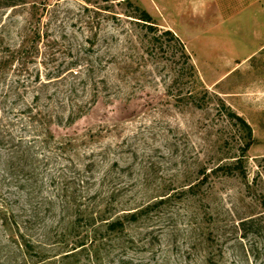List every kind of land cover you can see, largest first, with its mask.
Listing matches in <instances>:
<instances>
[{"label":"rangeland","instance_id":"obj_1","mask_svg":"<svg viewBox=\"0 0 264 264\" xmlns=\"http://www.w3.org/2000/svg\"><path fill=\"white\" fill-rule=\"evenodd\" d=\"M8 59L0 203L36 251L76 223L99 264H264V0H0Z\"/></svg>","mask_w":264,"mask_h":264},{"label":"trees","instance_id":"obj_2","mask_svg":"<svg viewBox=\"0 0 264 264\" xmlns=\"http://www.w3.org/2000/svg\"><path fill=\"white\" fill-rule=\"evenodd\" d=\"M136 19L142 22L146 29L151 32L154 31L153 19L147 12L138 10V16ZM167 35H169L171 39H174L171 33L168 32ZM184 59L185 63H187L189 59L188 55L184 56ZM6 63H10L9 59L3 62L1 61L0 66ZM189 68L194 73L193 66H189ZM31 112L32 111H30V109L29 112H27L30 115V122L35 123L36 125V123H38L39 120L42 119L40 118L38 120L37 115L31 114ZM228 116L230 117V119H234L237 124L241 127V129L245 132V136L248 141H246L244 146L240 148L241 153L244 154L245 150H247L251 143V129L249 125L235 113L229 111ZM76 118H78V115L70 114L67 117L65 124L72 125L75 122ZM52 119L54 118L51 116H49V118L47 117V119H44L46 122L44 120L40 122V126L48 127L49 125H52ZM55 119L56 120L53 121H56L57 124L62 123L63 118L61 116H57ZM49 131L50 130H48V133H50ZM241 158L237 160L238 163L236 164H240L237 169L241 168V162H239ZM240 173L244 176V172L242 170L240 171ZM145 212V210H140V212L138 213L135 212L130 214L129 216H125L124 218H119L117 220L107 222V219H103L104 216H102L101 214H97V218H91V221H96V223L105 222L103 224V231H105V233H121L125 229V222H136ZM78 225L76 226V223L70 224L71 229L68 232L69 236L67 233L65 235L63 244L59 246L64 248L70 247L69 250L65 251L64 254L59 253L57 255L50 256L51 254H43L41 252L36 251L30 239L22 232L21 227L17 225L16 222L13 220V217L11 215L10 210L7 208V205L5 206L0 203V228L2 229V232L6 235L5 242L0 241V264H78V262L73 259H75L74 257L79 251H82L87 254L86 264H99L100 258H98L97 256H93L92 254V252H94V254L97 255V249L99 248V246H96V250L94 249L96 244L95 240H90V244H87V238L85 237V235H88L87 230L84 231V229L79 227ZM84 232L86 234H84L82 237L81 235ZM72 234L74 236H72ZM73 237H76L75 240H73ZM58 255L62 256L56 258ZM126 264L130 263L126 262Z\"/></svg>","mask_w":264,"mask_h":264}]
</instances>
